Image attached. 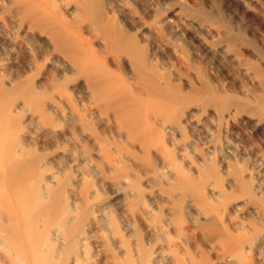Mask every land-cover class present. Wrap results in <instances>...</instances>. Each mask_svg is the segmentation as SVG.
I'll use <instances>...</instances> for the list:
<instances>
[{"label":"bare ground","instance_id":"obj_1","mask_svg":"<svg viewBox=\"0 0 264 264\" xmlns=\"http://www.w3.org/2000/svg\"><path fill=\"white\" fill-rule=\"evenodd\" d=\"M0 264H264V0H0Z\"/></svg>","mask_w":264,"mask_h":264},{"label":"rangeland","instance_id":"obj_2","mask_svg":"<svg viewBox=\"0 0 264 264\" xmlns=\"http://www.w3.org/2000/svg\"><path fill=\"white\" fill-rule=\"evenodd\" d=\"M256 44V43H255ZM259 44V43H258ZM255 46V45H254ZM258 48H261V46L260 45H258L257 46ZM262 139V138H261ZM260 139V137H256V140H257V142H258V140H259V142H261L262 140ZM262 143V142H261Z\"/></svg>","mask_w":264,"mask_h":264}]
</instances>
